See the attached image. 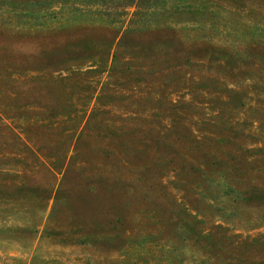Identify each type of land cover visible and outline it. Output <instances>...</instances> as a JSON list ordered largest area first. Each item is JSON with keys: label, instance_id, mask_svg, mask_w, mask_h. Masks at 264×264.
Listing matches in <instances>:
<instances>
[{"label": "rangeland", "instance_id": "374dc122", "mask_svg": "<svg viewBox=\"0 0 264 264\" xmlns=\"http://www.w3.org/2000/svg\"><path fill=\"white\" fill-rule=\"evenodd\" d=\"M182 1L192 2L166 0L149 18L133 15L130 0H61L51 9L13 0L1 8L0 184L37 191L0 197V264H137L148 242L173 241L187 264H225L223 251L205 254L175 238L167 194L205 230L264 235V201L246 200L264 191V60L245 50L252 40L264 47V1L233 8L196 0L205 13H171ZM201 41L220 48L219 59L174 72ZM202 76L217 83L188 80ZM56 154L67 163L53 165ZM145 169L144 185L137 171ZM96 172L135 185L78 188ZM92 224L136 242L119 249L63 241V232ZM248 256L263 260L264 252L253 247Z\"/></svg>", "mask_w": 264, "mask_h": 264}, {"label": "trees", "instance_id": "16d2710c", "mask_svg": "<svg viewBox=\"0 0 264 264\" xmlns=\"http://www.w3.org/2000/svg\"><path fill=\"white\" fill-rule=\"evenodd\" d=\"M61 0H31V5L37 6V7H46L48 9L52 8V5L56 4ZM178 1V0H177ZM203 1V0H202ZM207 1V0H206ZM229 2V5L233 8L236 7H245L246 3L259 5L260 2L264 0H226ZM13 0H0V10L4 6L12 7L14 4ZM149 3H153V0H130V3L126 4V7H136V10L134 11L133 15H139L142 14L143 17H152L155 14V11L153 12V7L160 5V4H167L166 0H156L155 4L150 5ZM171 3L168 7L171 13H176L180 15H201L206 12L205 9L208 8L206 3L203 2H196V0H192V2H183L182 4H176ZM181 3V2H180ZM208 3V2H207ZM145 5H148L146 7ZM144 9V10H143ZM160 9V7H159ZM77 9H74L76 11ZM33 15V14H31ZM152 15V16H151ZM27 17H30V13ZM148 17V18H149ZM170 32H172L171 36L173 41H179L175 37V28L172 27H166ZM259 41L252 40L247 44V48L245 50L250 51L247 53L248 55H251L250 53L256 52V55L259 59L264 60V47L259 46ZM155 46L159 49H167V42H156ZM169 48V47H168ZM189 49V52L186 56H184V59L181 64L176 63L173 65L175 67L174 72H180L178 70V66L182 65L181 67L188 68L189 66H201L204 67L205 64H202L204 59H207V61L210 63L212 62L217 56L218 51H222L217 46H214L212 44H208L207 42L201 41L200 44L195 47L194 49H191V47H188L185 49L184 53ZM166 52L171 55L170 50L167 49ZM216 54V56L214 55ZM254 55V54H253ZM63 58L66 57V54L62 56ZM71 54H68V58H72ZM226 58V61L229 57L224 56ZM194 58H197V60H194ZM200 58V59H199ZM247 58V55H246ZM64 59H67L64 58ZM203 59V60H202ZM63 61V60H61ZM179 61V60H177ZM60 62V61H59ZM58 62V63H59ZM47 64V63H43ZM202 64V65H199ZM219 65V64H218ZM3 69V67H2ZM173 72V73H174ZM188 80L191 81L192 84H194V87H206V82H213L217 83L215 80H210L208 78H205L204 76L200 77L198 80H195L194 78L190 77ZM214 90H217V88H213ZM87 121V127H88ZM102 132L104 129H100ZM98 135L101 133L100 131H97ZM190 134L179 135L184 140L189 141L191 146L193 148L197 147V145H194V142L196 141L195 137L189 138ZM102 136V134L100 135ZM81 138L80 136L78 137ZM155 152L158 156V158H163V156L160 153L158 145L155 147ZM55 161L52 163L57 164V161L62 162L61 165H64V162L67 163V157L63 159L59 158L57 154L55 155ZM71 160V158H69ZM59 164V163H58ZM190 167L193 169L194 172H202L198 167L194 166L193 164H190ZM81 174V170L79 171ZM139 173L138 181L145 183L148 182V176L146 169L145 170H138ZM66 175V174H65ZM83 176V177H82ZM81 176V180L79 181L78 188H85L91 186L94 188V190H104L107 186L111 185L110 187L118 186L120 187L121 191L128 190L127 187H131V184L135 185L134 178L131 180H122V178H114L112 179L108 174H103L100 172L93 173V175H85L83 174ZM65 177V176H64ZM64 180V179H63ZM150 188L152 185H149ZM139 188V186H137ZM164 187V186H162ZM165 188V187H164ZM31 192L36 193L37 190L30 189L27 186H16V187H9L5 184H0V197H13L17 195H21L23 193ZM57 193L64 192V189L62 188V185H60L59 189L56 190ZM170 201L168 202L171 204L173 208V212L169 214L168 216H165L166 221L170 222L172 226H177L176 233L177 236L175 238L180 237L181 240L183 239H189L190 241L194 242L195 244L199 245L205 254L212 255L214 253H217L219 251H223L225 256V264H264L263 260H256L252 261L248 256L250 249H253V247H259L260 252H264V235H259L258 237H255L250 240L249 237L241 238L239 235H230L228 234V229L217 225L215 230H205L201 224L202 220L198 219L195 215L189 213L185 210L184 207L181 206V204L173 197L169 196L167 194ZM247 201H255V202H261L264 201V191L259 190H253L249 193L247 196ZM156 204V203H155ZM157 205H161L160 202H157ZM173 214V215H172ZM172 215V216H171ZM65 236V242L68 243H78V244H91V245H99L104 247H116V248H125L128 245H132V243L135 241V235H124L120 230H116L114 233H109L107 230L104 229L103 226L98 224H92V226L87 228H80L78 230H70L69 232H63ZM159 243V242H158ZM161 243V242H160ZM177 242L173 241L170 243V245H167V248L161 247V245H154L151 242H148L150 246L143 248V252H141L138 255L137 264H187L185 263L182 258L179 256L177 250L179 249ZM141 244V243H140ZM145 245V244H144ZM152 245H154L152 247ZM141 246V245H140ZM143 246V245H142ZM226 247V248H225ZM225 248V249H224ZM136 262L129 261V264H135ZM128 264V263H127Z\"/></svg>", "mask_w": 264, "mask_h": 264}]
</instances>
